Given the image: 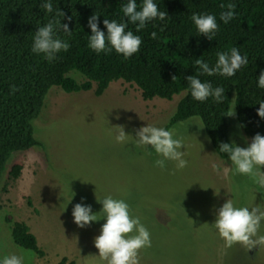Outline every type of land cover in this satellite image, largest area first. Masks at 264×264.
I'll return each mask as SVG.
<instances>
[{"label":"rangeland","instance_id":"obj_1","mask_svg":"<svg viewBox=\"0 0 264 264\" xmlns=\"http://www.w3.org/2000/svg\"><path fill=\"white\" fill-rule=\"evenodd\" d=\"M68 75L83 80L76 71ZM93 89L65 92L52 86L32 120L41 145L14 152L7 161L0 179V259L15 254L23 264H57L62 257L66 264H107L94 244L106 219L80 228L72 210L82 203L99 212L97 198L110 195L124 200L150 232L151 247L140 250L139 264H264V246L226 248L214 226L218 209L229 199L236 207L264 209V189L234 174L230 158L216 154L199 119L168 129L183 139L188 162L183 169L174 161L161 169L155 161L162 157L150 152L151 146H135L136 130L148 124L164 127L182 93L144 100L136 85L121 79L100 95ZM227 118L231 142L248 147L251 141L235 115ZM117 125L128 134V143L116 142ZM15 162L22 164L21 172L9 178ZM13 221L28 225L42 256L13 242Z\"/></svg>","mask_w":264,"mask_h":264},{"label":"trees","instance_id":"obj_2","mask_svg":"<svg viewBox=\"0 0 264 264\" xmlns=\"http://www.w3.org/2000/svg\"><path fill=\"white\" fill-rule=\"evenodd\" d=\"M43 2L0 0V179L14 152L41 145L34 135L32 120L39 115L52 86H59L65 92L94 87V94L100 95L111 81L121 79L136 85L144 100L171 99L174 94L182 93L163 128L168 130L181 120L199 119L208 140L210 138V145L223 159L229 157L220 152V143H232L228 116L225 115L231 104L238 125L250 141L257 133L264 135V119L257 114L259 102L264 101V89L257 86L264 70V0H153L168 15L163 21L147 22L139 32L122 12V6L129 0H51L53 13H46L39 7ZM136 2L137 10H140L143 0ZM230 3L236 5V15L224 24L220 13L227 11ZM222 4L224 8H221ZM56 9L71 17V21L61 18V23L69 24L71 36L57 32L70 48L58 53L53 62H48L43 54H35L31 48L35 31L54 18ZM193 13L215 15L219 30L214 39L210 41L198 34L191 20ZM93 14L98 15L99 28L105 34L104 19L126 23V32L140 36V50L125 59L114 49L110 54H98L90 49L88 20ZM153 32L155 39L151 36ZM233 47L248 59V64L234 76L198 75L196 59L214 66L217 53H230ZM72 70L80 73L83 80L77 81L68 75ZM189 75H197L213 87H223V102L216 103L211 97L204 102L194 100L186 80ZM12 86L18 91L13 93ZM149 151L155 150L150 147ZM21 169V163H12L8 177H18ZM10 234L17 245L39 256L44 254L25 222L13 221ZM57 264H66V258L62 257Z\"/></svg>","mask_w":264,"mask_h":264},{"label":"clouds","instance_id":"obj_3","mask_svg":"<svg viewBox=\"0 0 264 264\" xmlns=\"http://www.w3.org/2000/svg\"><path fill=\"white\" fill-rule=\"evenodd\" d=\"M39 7L46 13L54 11L51 0H44ZM137 7L136 0H129L122 6L124 16L128 22L136 25L137 32L145 28L147 22L156 19L163 21L168 15L167 12L161 11L153 0H143L140 10H137ZM224 7L225 5L222 4L221 8ZM235 8L236 5L230 3L227 5L228 10L220 13V20L224 24L234 19ZM62 17L71 21L70 16L66 17L64 12L56 9L54 18L39 26L33 37L31 51L38 55L43 54L48 62H53L58 53L66 52L70 48V44L57 35L58 31H63L68 36L72 34L69 24L61 23ZM191 20L198 34L206 36L210 41L214 39L219 30L215 15L193 13ZM103 24L106 26L107 34L99 28L97 14L89 17L88 26L91 35L88 38V46L94 52L110 54L114 49L116 53L122 54L127 59L140 50L142 43L140 36L134 35L132 31L126 32V23L104 19ZM151 36L155 39L156 33H151ZM217 56L214 66H210L202 59L195 60L199 76L232 77L242 66L248 64L247 56H242L236 47L231 48L230 53L218 52ZM186 80L194 100L204 102L211 97L216 103L223 102L225 98L223 87H213L210 82H202L197 75H189ZM257 86L264 89V70L259 75ZM11 91L14 93L18 88L12 86ZM259 105L257 114L264 119V101L259 102ZM225 115L234 116V108L228 110ZM117 126L116 142L122 145L128 143V134L122 126ZM199 127L204 128V126ZM174 135V131L148 124L136 130L135 146L140 148L151 146L155 153L162 157L155 161V166L161 169L166 167V161H174L177 169H183L188 163L183 158L185 152L181 150L184 147L183 139L174 138ZM219 150L228 154L235 175H246L258 189H264V171H261L264 167V135L255 134L248 147L237 146L234 142L220 143ZM213 168L215 169L216 166L213 165ZM97 201L102 204V209L96 213H93L91 205L75 204L72 210L74 223L84 228L93 221L105 218L106 222L102 224L100 234L94 239L100 258L107 261V264H139L140 250L151 247L150 232L141 223L139 217L131 215L130 207L124 200L114 199L109 195L103 199L97 198ZM262 223H264V209L258 205L236 207L229 199L218 209L214 226L225 241L226 248L239 244L248 251L256 246H264V234H260ZM0 264H23V257L15 254L6 255L0 260Z\"/></svg>","mask_w":264,"mask_h":264}]
</instances>
